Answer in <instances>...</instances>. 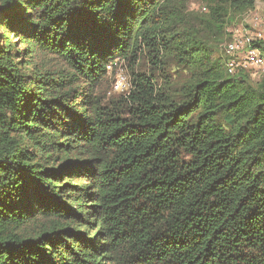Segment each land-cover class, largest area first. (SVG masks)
Instances as JSON below:
<instances>
[{
    "label": "trees",
    "instance_id": "obj_1",
    "mask_svg": "<svg viewBox=\"0 0 264 264\" xmlns=\"http://www.w3.org/2000/svg\"><path fill=\"white\" fill-rule=\"evenodd\" d=\"M254 1L204 0V29L180 0H0V264H264V76L206 41ZM143 51L178 97L131 70L104 105Z\"/></svg>",
    "mask_w": 264,
    "mask_h": 264
},
{
    "label": "rangeland",
    "instance_id": "obj_2",
    "mask_svg": "<svg viewBox=\"0 0 264 264\" xmlns=\"http://www.w3.org/2000/svg\"><path fill=\"white\" fill-rule=\"evenodd\" d=\"M184 4L189 20L196 26H202L205 29L208 7L204 0H180ZM259 34L261 40H264V1L255 0L251 8L231 10L229 12L223 31L207 32L206 41L214 48L219 55L225 53V45L234 40L237 36L244 38ZM17 48L20 47L19 41H16ZM22 47V46H21ZM161 67L152 64L146 51L141 53L140 58L134 63L117 60L115 66L109 69L105 79L97 87L96 93L104 105L114 106L120 104L123 109H128L130 103L123 104L124 96L130 88L131 70L135 72H145L154 82L156 90L166 92L168 95L178 97L180 88L186 80L189 73L176 63L172 54L164 53L160 57ZM56 61H49L52 70L58 68L54 64ZM247 74L251 84H259L264 76V66H251L243 71ZM118 84L116 89L115 85Z\"/></svg>",
    "mask_w": 264,
    "mask_h": 264
},
{
    "label": "built area",
    "instance_id": "obj_3",
    "mask_svg": "<svg viewBox=\"0 0 264 264\" xmlns=\"http://www.w3.org/2000/svg\"><path fill=\"white\" fill-rule=\"evenodd\" d=\"M261 40L259 34L244 38L237 36L225 45L227 60L225 68L228 73L236 74L251 66H264V52L252 45L253 42ZM116 89L118 84L115 85Z\"/></svg>",
    "mask_w": 264,
    "mask_h": 264
}]
</instances>
